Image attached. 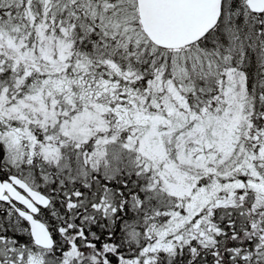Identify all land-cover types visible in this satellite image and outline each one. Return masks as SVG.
I'll use <instances>...</instances> for the list:
<instances>
[{
    "label": "snow or ice",
    "instance_id": "6c2138e0",
    "mask_svg": "<svg viewBox=\"0 0 264 264\" xmlns=\"http://www.w3.org/2000/svg\"><path fill=\"white\" fill-rule=\"evenodd\" d=\"M0 264H264V0H0Z\"/></svg>",
    "mask_w": 264,
    "mask_h": 264
}]
</instances>
